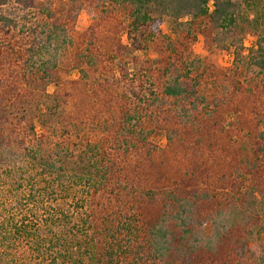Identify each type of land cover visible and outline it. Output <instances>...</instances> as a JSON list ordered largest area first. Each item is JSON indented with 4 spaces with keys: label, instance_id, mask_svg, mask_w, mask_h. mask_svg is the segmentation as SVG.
<instances>
[{
    "label": "trees",
    "instance_id": "1",
    "mask_svg": "<svg viewBox=\"0 0 264 264\" xmlns=\"http://www.w3.org/2000/svg\"><path fill=\"white\" fill-rule=\"evenodd\" d=\"M82 1L0 0V264H264V34L245 46L240 0H97L78 30ZM198 33L248 92L211 89ZM47 98L100 118L75 163L46 150Z\"/></svg>",
    "mask_w": 264,
    "mask_h": 264
},
{
    "label": "rangeland",
    "instance_id": "2",
    "mask_svg": "<svg viewBox=\"0 0 264 264\" xmlns=\"http://www.w3.org/2000/svg\"><path fill=\"white\" fill-rule=\"evenodd\" d=\"M53 5L57 7H65L67 9L70 7V1L71 0H52ZM98 1L97 0H85L82 1V3H79V6H82L81 9L77 10L75 20L76 23V29L78 30H84L87 26H89L93 19V14H97L99 12L97 6ZM83 4V5H81ZM264 4V0H240L239 2V13L240 16L245 20L247 26L249 25L250 31L247 33V35L244 37V43L245 46L249 47L252 45V43L256 40L255 34H264V28H262L258 22L259 15L261 12V8ZM92 9L93 13H89L88 10ZM119 16V15H118ZM121 19H124L123 16H121ZM174 27L173 21L169 17L164 18V22L162 24V32L163 33H172ZM79 36H76V38ZM122 38L124 42H131L132 38L131 35H128V33L124 30L122 32ZM211 42L204 34L198 33L197 39L195 40L194 44L191 48V54L195 58L204 59L206 56H208L211 62H216L218 66L222 67L223 71L226 72L227 78L224 75H221L217 81H210L208 80V85L211 86V89H216V85L219 88L224 85H228L230 89H234V85L236 84V80L239 79L243 83V90L248 92L249 89V82L248 79H245L243 77H238L233 69V48L228 46V42L221 43L217 41H213V47L212 52L208 51V43ZM149 51L147 49L139 50L138 53L144 56H149L151 58H154L158 54V47L155 45V43H151V45L148 47ZM208 61V62H210ZM78 75V72L75 70L72 73V77L76 78ZM244 79V80H243ZM227 87V88H228ZM226 88V89H227ZM54 85L50 84L47 87V92L52 94L54 92ZM236 90V89H234ZM238 91V90H236ZM235 91V92H236ZM216 93V92H215ZM218 93V92H217ZM237 93V92H236ZM220 94V93H219ZM243 93H241V96ZM48 99V98H47ZM50 99V100H49ZM48 99V103H46V107L48 109L47 111V119L46 125H47V151H52L51 146L55 141L59 139H66L69 140L71 145L73 146L72 152L74 155L73 157V163H75V159L79 160L78 154H81V151L85 148L86 142L88 140H95V137L100 131V118L96 119H87L83 117V115L86 113L85 110L83 112H80L78 108L74 105V102L69 101H54L52 98ZM235 107L229 109L228 112L229 118H231L234 113ZM85 109V108H84ZM38 131L41 132L43 130V127L38 123ZM163 143H165V138L163 137ZM263 242L264 244V236L262 239L258 240ZM229 256L234 257L235 255L233 253L227 254L226 252H223L222 254L218 255L217 258L213 259L212 264H223V262L229 258ZM235 259V258H234ZM236 260L234 261L235 264Z\"/></svg>",
    "mask_w": 264,
    "mask_h": 264
}]
</instances>
